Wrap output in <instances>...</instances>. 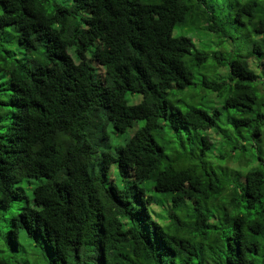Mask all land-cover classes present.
Returning a JSON list of instances; mask_svg holds the SVG:
<instances>
[{
    "label": "trees",
    "instance_id": "1",
    "mask_svg": "<svg viewBox=\"0 0 264 264\" xmlns=\"http://www.w3.org/2000/svg\"><path fill=\"white\" fill-rule=\"evenodd\" d=\"M0 264H264V0H0Z\"/></svg>",
    "mask_w": 264,
    "mask_h": 264
},
{
    "label": "rangeland",
    "instance_id": "2",
    "mask_svg": "<svg viewBox=\"0 0 264 264\" xmlns=\"http://www.w3.org/2000/svg\"><path fill=\"white\" fill-rule=\"evenodd\" d=\"M181 35L182 34L180 33L179 30L176 29L174 31L173 36L178 37ZM183 36L188 37L193 41V44H194L196 50L203 51V52H206L209 54L220 52L224 48L222 46L221 47L219 46L220 41L214 35L203 32V31L193 32L192 30H183ZM242 42H243V40L241 38H239L236 41V44L234 47L238 48L242 44ZM229 46H231V45H229ZM229 46L228 45L225 46V50H227L229 48ZM212 66H215V64H214L213 60H210L206 64L205 67L200 68V69L195 68L193 70V74L195 76L193 87L189 88L188 90H186L182 94L175 93L174 97H173V103H175V102L177 103V101L180 100L183 102V105L198 107V108H202V109H207L209 107L214 106L213 102H214V98L217 97L216 94L213 92L206 91L202 87L203 76H209L208 77L209 80H215L216 79L215 78V76H217L216 74L208 72V70L211 69ZM215 67L218 69L216 70V68H213V71L219 72L222 74L225 73V70L223 68H219V67H217V65ZM223 96H224V98L226 96H228V92L225 91L223 93ZM126 100L130 106H134V105L140 103L141 95H130L129 94L126 96ZM138 127L139 126L133 128V129H129L123 135H118V134L113 132L112 126H109L107 129L109 138H108V140L103 141L99 145L98 149L100 150V152H104V151L106 152L108 150L114 151L117 147L124 145L125 141L134 134V132L136 131V129H138ZM108 180H109V183L113 181V182H115V184L117 186H119L121 188H123L125 185H127V182L118 176V173H117L115 166L110 171V173L108 175ZM29 181L30 182L26 183L27 186H25L24 188L28 191L29 195H32V190L35 187H37L40 184V182L37 180H29ZM23 203H24L23 201L16 203V207L14 208L13 214L18 213V211L22 208Z\"/></svg>",
    "mask_w": 264,
    "mask_h": 264
}]
</instances>
